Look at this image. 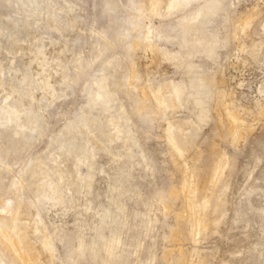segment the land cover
Listing matches in <instances>:
<instances>
[{"label":"rangeland","instance_id":"rangeland-1","mask_svg":"<svg viewBox=\"0 0 264 264\" xmlns=\"http://www.w3.org/2000/svg\"><path fill=\"white\" fill-rule=\"evenodd\" d=\"M168 1L0 0V215L35 264H264V0H223L200 30L206 0ZM193 208L211 223L194 240Z\"/></svg>","mask_w":264,"mask_h":264},{"label":"bare ground","instance_id":"bare-ground-1","mask_svg":"<svg viewBox=\"0 0 264 264\" xmlns=\"http://www.w3.org/2000/svg\"><path fill=\"white\" fill-rule=\"evenodd\" d=\"M149 1V7H147V9L146 10H148L149 12H152V13H156V11H157V9L159 8V0H148ZM192 0H169L168 1V3H167V10H171V9H174V8H176V7H181V6H183L184 7V5H186V4H188L189 2H191ZM198 2V1H197ZM223 0H206V3H204L205 5H203V7H201V8H199L197 11L195 10V12L190 16V18H189V20H191L193 23L195 22L198 26L197 27H199L198 29L200 30V29H204V28H206V26L207 25H209V23L210 22H212L213 23V21H211V19L213 18V16H212V18H210L211 16L210 15H212V14H215V12L218 10L219 11V9H222L223 7H224V4H223ZM112 3H113V0H112ZM235 3V2H234ZM117 4V3H116ZM115 4V5H116ZM164 4V3H163ZM166 4V3H165ZM112 5H111V2L110 1H107L106 3H105V8L107 9V10H111L112 9V7H111ZM166 6V5H165ZM75 7V6H74ZM131 8H133V6L131 7ZM226 8V7H225ZM139 10V9H138ZM145 10V11H146ZM163 10V9H162ZM167 10H166V12H167ZM105 12V11H104ZM147 12V11H146ZM170 12V11H169ZM106 13V12H105ZM109 14V13H108ZM158 14V13H157ZM134 15V14H133ZM146 15V14H145ZM132 16V15H131ZM110 17V16H109ZM135 17V16H134ZM185 17V16H184ZM215 17H216V15H215ZM229 18V17H228ZM236 18V17H235ZM244 19L243 20H240V21H247L249 18H250V15H248V14H246L245 15V17H243ZM184 19H186V18H184ZM215 18H213V20H214ZM237 19V18H236ZM242 19V18H241ZM22 20V19H21ZM131 20H132V18H131ZM138 20V19H137ZM181 20V19H180ZM233 21H235V20H233ZM240 21H238V22H240ZM108 22V21H107ZM112 22V21H111ZM131 22V21H130ZM185 22V21H184ZM110 23V22H109ZM126 23H127V21H126ZM181 23V22H180ZM183 23V22H182ZM242 23V22H241ZM21 24V23H20ZM111 24V23H110ZM132 24V23H131ZM188 24V23H187ZM195 24V25H196ZM247 24V23H246ZM109 25V24H108ZM107 25V26H108ZM129 25V24H128ZM127 25V26H128ZM138 25V24H137ZM131 26V25H130ZM134 26H136V25H134ZM182 26V25H181ZM184 26V25H183ZM188 26V25H187ZM190 26V25H189ZM152 27V26H151ZM150 27V28H151ZM191 27V26H190ZM194 27V26H193ZM114 28V27H113ZM123 28H125V27H123ZM134 28V27H133ZM137 28H138V26H137ZM184 28V27H183ZM187 28V27H186ZM210 28H211V26H210ZM110 29V28H109ZM136 29V28H135ZM175 29V28H174ZM179 29V28H178ZM197 29V30H198ZM208 29H209V27H208ZM104 30V29H103ZM132 30H134V29H132ZM137 30H140L139 28L137 29ZM141 30H143V29H141ZM190 30H192L191 28H190ZM189 30V31H190ZM152 31V30H151ZM176 31H178V30H176ZM188 31V30H187ZM193 31V30H192ZM195 31V30H194ZM193 31V32H194ZM205 31V30H204ZM208 31V30H207ZM135 32H137V31H135ZM134 32V33H135ZM103 33H105V32H103ZM127 33V32H126ZM133 33V34H134ZM151 33V32H150ZM178 33V32H177ZM197 31H196V35H197ZM201 33V32H200ZM210 33V32H209ZM132 34V35H133ZM188 34V33H187ZM195 34V33H194ZM213 34V33H212ZM112 35V34H111ZM143 35V34H142ZM176 35V34H175ZM193 35V34H192ZM195 35V36H196ZM204 35H206V34H204ZM210 35V34H209ZM209 35H207V36H209ZM119 36V35H118ZM139 36V35H138ZM145 36V35H144ZM148 37H149V35H147ZM167 36V35H166ZM177 37H178V35H176ZM212 36V35H211ZM210 36V37H211ZM214 36V35H213ZM217 36V35H216ZM123 37V36H122ZM126 37V36H125ZM143 37V36H142ZM202 37V36H201ZM104 38V37H103ZM134 38V37H133ZM146 38V37H145ZM167 38H168V40L169 39H171V40H174L175 39V36L174 35H172V34H170V36H167ZM194 38V37H193ZM200 38V37H199ZM209 38V37H208ZM215 38V37H214ZM217 38H218V36H217ZM105 39V38H104ZM110 39H111V37H110ZM115 39V38H114ZM136 38H134V40H135ZM182 39V38H181ZM184 39V38H183ZM185 39H186V37H185ZM204 39V38H203ZM202 39V40H203ZM109 40V39H108ZM113 40V39H112ZM138 40H139V38H138ZM194 40V39H193ZM201 40V38L200 39H198V43H199V45H201L200 44V41ZM218 40H219V38H218ZM186 41H188V40H186ZM191 41V40H190ZM195 41V40H194ZM107 42V41H106ZM105 42V43H106ZM132 42V41H131ZM180 42V41H179ZM182 42V41H181ZM206 42V41H205ZM204 42V43H205ZM108 43V42H107ZM134 43V42H133ZM137 42H135V44H136ZM177 43V42H176ZM197 43V42H196ZM201 43H203V42H201ZM220 43V42H219ZM222 43H223V41H222ZM130 44V43H129ZM188 44V43H187ZM207 44V43H206ZM209 45H206V46H208L209 48L206 50V51H204L205 52V55H207L208 57H211L212 58V56H210L211 54H212V49L213 48H215L217 45H218V43H217V39H216V41L213 39V38H211V39H209V43H208ZM185 45V44H184ZM195 45V44H194ZM193 44L192 45H190V46H194ZM197 45V44H196ZM203 45V44H202ZM220 46V45H219ZM186 47H188V46H186ZM194 47H196V46H194ZM193 50V49H192ZM196 50L198 51L199 49H198V47L196 48ZM195 50V51H196ZM165 51V50H164ZM201 51H202V49H201ZM255 51V50H254ZM187 52V51H186ZM215 52V51H214ZM258 52V51H257ZM188 53V52H187ZM190 53V52H189ZM195 53V52H194ZM198 53V52H197ZM193 54V53H192ZM192 54L190 55L191 56V58H192ZM195 55V54H194ZM215 55V54H214ZM189 57V56H188ZM193 59V58H192ZM189 60H190V58H189ZM188 61V60H187ZM188 63H190L189 61H188ZM192 63V62H191ZM190 66L192 65V64H189ZM194 66V65H193ZM196 66V65H195ZM192 67V66H191ZM195 68V67H194ZM196 68H197V66H196ZM195 68V69H196ZM198 70V69H197ZM196 71V70H195ZM93 73V72H92ZM195 75V74H194ZM204 78V77H203ZM203 78H202V76H196V77H194L193 79H191V84H192V88H193V90H194V92H193V95H194V97L197 99V102H202V100H201V96L203 95V93H204V88H203V86L205 85V81L203 80ZM99 80V79H98ZM101 80H103V79H101ZM128 80L129 81H133V77H130V78H128ZM102 82V81H101ZM95 83L97 84L98 82H97V80L95 81ZM104 84H106L105 82H103ZM102 84V83H101ZM99 86H100V83H99ZM102 87V85L100 86V88ZM104 87H105V85H104ZM170 87V86H169ZM106 89H107V87H106ZM105 89V90H106ZM105 90H104V88H103V91H101V92H99L98 94H97V99L96 100H98V102L100 101V102H103V101H106L105 99H106V97H108L107 96V92H105ZM107 91V90H106ZM168 92V91H167ZM143 93L144 94H146L147 95V93H146V91L143 89ZM169 93L172 95L171 97H169V96H165L164 94L165 93H163L160 89L158 90V91H153V96L155 97V98H157L158 99V101L165 107V108H167L166 106H171V100L173 99V98H177V99H179V96H180V94L182 93L180 90H178V89H175V88H171L170 89V91H169ZM108 95H110V94H108ZM192 95V96H193ZM111 96V95H110ZM109 98V97H108ZM95 100V101H96ZM157 101V102H158ZM178 103V102H177ZM237 115V114H236ZM231 110H229V109H227V116L231 119L230 120V122L232 123V127L231 128H229V134H234V133H236V131H233L232 129L233 128H239V127H241L240 126V119L236 116ZM3 119H5V118H3ZM233 120V121H232ZM7 121V120H6ZM11 122V121H10ZM117 127V126H116ZM112 128H113V126H112ZM169 134H168V136H169V139H170V141H171V144L173 145V147H174V149L178 152V155H181V154H183L184 152H186V150L188 151V146H189V143H190V141L186 138V137H183V136H181V134L179 135V134H177L176 133V129H177V126H174V125H170L169 126ZM129 133V132H128ZM181 133V132H180ZM183 133V132H182ZM33 134V133H32ZM121 134V133H120ZM119 135V134H118ZM116 136V135H115ZM185 136V135H184ZM190 137H192V136H190ZM119 138V137H118ZM191 140V139H190ZM194 141V140H193ZM14 143V142H13ZM13 145V144H12ZM8 147V146H7ZM11 149V148H10ZM12 149H13V146H12ZM13 152V151H12ZM2 154H0V156H1ZM6 155V154H5ZM8 155V154H7ZM183 156V155H182ZM2 158V157H1ZM224 160L222 159L219 163H218V165H219V167L216 169V168H214L213 169V171L211 172V175H210V180L211 181H213V183H215V182H217L218 180H219V174H220V171H219V169H220V167L221 166H223L224 165ZM202 187V186H201ZM197 190V191H196ZM195 191L196 192H198V193H201V192H204V189H202V188H199V187H197V189H195ZM43 192V191H42ZM43 194V193H42ZM57 194V193H56ZM173 194V193H172ZM174 195V194H173ZM57 196V195H56ZM59 197V196H58ZM19 198V197H18ZM57 199V198H56ZM59 199V198H58ZM62 200V199H61ZM58 201V200H57ZM186 202L187 203H191L192 202V200H191V198L189 197L187 200H186ZM212 203V200L210 199H207V200H205V202H204V204L206 205V204H211ZM19 204V203H18ZM194 210H195V208H193ZM5 211V210H4ZM11 214H12V220L11 221H9V220H6V218H3L1 215H0V218L3 220H5L4 222H5V229H2L1 228V226H0V258L2 259V260H5L7 257L9 258V256H11V257H13V260H14V264H35V254L33 253V251L30 249V245H29V243L25 240V236H24V234L22 233V229L20 228V226L17 224V222H16V219H17V217H18V213H17V210H13V208L11 209ZM198 212V211H197ZM196 212V210H195V212L194 213H192L191 214V217H192V222H194V223H192V225H193V229L195 228V231L193 232V235H192V237L191 238H193V240H194V238H195V235H198L199 233H201L203 230H205V229H207L208 227H209V225L211 224V223H208V220L206 219V216H204V218H199V217H196L195 216V214L197 213ZM32 213V212H31ZM27 214V213H26ZM34 215V214H33ZM28 216V215H27ZM22 218V217H21ZM24 220V219H23ZM3 222V223H4ZM19 223V222H18ZM23 226V225H22ZM29 227V226H28ZM43 245H44V247L46 248V247H49V242L48 241H44L43 242ZM3 257V258H2ZM185 257V256H184ZM181 258V257H180ZM38 260V259H37ZM184 260H186V259H184ZM1 262V261H0ZM180 262V261H179ZM183 263L185 262V261H182ZM181 262V263H182Z\"/></svg>","mask_w":264,"mask_h":264}]
</instances>
